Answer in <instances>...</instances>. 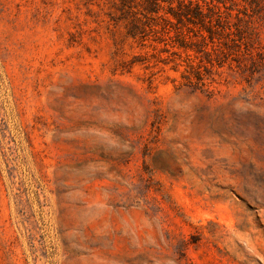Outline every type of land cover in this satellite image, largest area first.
<instances>
[{
	"label": "rangeland",
	"instance_id": "obj_1",
	"mask_svg": "<svg viewBox=\"0 0 264 264\" xmlns=\"http://www.w3.org/2000/svg\"><path fill=\"white\" fill-rule=\"evenodd\" d=\"M115 2L0 0V264H264V21L202 85Z\"/></svg>",
	"mask_w": 264,
	"mask_h": 264
},
{
	"label": "trees",
	"instance_id": "obj_2",
	"mask_svg": "<svg viewBox=\"0 0 264 264\" xmlns=\"http://www.w3.org/2000/svg\"><path fill=\"white\" fill-rule=\"evenodd\" d=\"M114 5L126 21L127 36L143 45L149 40L153 48L162 44L161 51L171 55L185 52L183 76L202 85L215 64L252 56L255 21H264V0H118Z\"/></svg>",
	"mask_w": 264,
	"mask_h": 264
}]
</instances>
